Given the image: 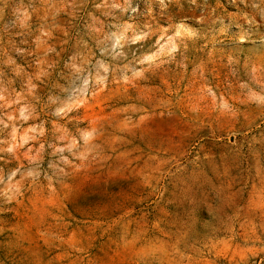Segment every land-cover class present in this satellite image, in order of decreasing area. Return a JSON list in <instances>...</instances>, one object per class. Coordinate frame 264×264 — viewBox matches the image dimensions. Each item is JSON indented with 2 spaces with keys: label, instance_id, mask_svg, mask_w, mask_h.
Returning a JSON list of instances; mask_svg holds the SVG:
<instances>
[{
  "label": "rangeland",
  "instance_id": "obj_1",
  "mask_svg": "<svg viewBox=\"0 0 264 264\" xmlns=\"http://www.w3.org/2000/svg\"><path fill=\"white\" fill-rule=\"evenodd\" d=\"M0 264H264V0H0Z\"/></svg>",
  "mask_w": 264,
  "mask_h": 264
}]
</instances>
